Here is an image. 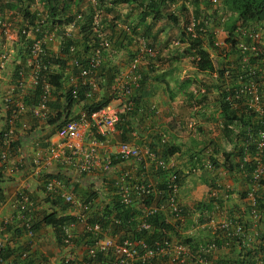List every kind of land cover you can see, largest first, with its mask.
Instances as JSON below:
<instances>
[{"label":"crops","instance_id":"crops-1","mask_svg":"<svg viewBox=\"0 0 264 264\" xmlns=\"http://www.w3.org/2000/svg\"><path fill=\"white\" fill-rule=\"evenodd\" d=\"M91 2L93 3V1ZM191 3L192 14H195V12L199 16L205 14L209 18L218 15V10L212 11L213 8H207L208 3L202 0L197 5L193 2ZM39 7L38 4H35L31 6L30 9H35L38 12L41 11ZM84 8L86 7H81V9ZM211 11L212 13L209 14ZM117 12L119 16L117 17V26L120 27L125 24L137 23L135 19H137L140 8H134L132 5H123L117 8ZM4 16L5 17L1 20L7 23L8 29L0 33V53H5L7 59L5 68L0 74V132L5 129L10 122L12 118L11 110L22 105L24 107V112L12 118L16 135L15 140L21 137L22 140L20 145H18L15 150H12L11 153H14V155L17 154L19 159L21 158V148H26L29 144H33L37 147L38 144L47 142L44 138L51 131V127L45 125V121L49 115L61 111L63 100L60 94L70 86V83H75L76 76L73 75L71 59L66 60L61 69L57 67L51 68L50 73L56 74L59 72L62 74V84L58 89L52 87L51 95L41 116L39 118H34L30 114L31 107H34L33 103H27L31 100L29 97L32 95L34 86L30 84L32 67L29 63L30 56L27 54L28 48L26 44L35 36L33 34H28L25 38L27 41L21 43L18 37V31L25 28V22L17 16L13 17L7 14H4ZM157 29L159 28L155 26L153 31ZM67 34L75 37L76 30L69 27L65 35L67 36ZM39 35L40 38L44 35L50 38L49 41L43 42V47L48 57H57L59 55L58 51L60 46L59 38L54 36L53 32L47 29L40 31ZM138 37L143 38L139 35ZM167 37L168 34L165 31L160 32L155 38L156 40L153 47L156 48L157 45L161 46ZM176 49L180 50L181 48ZM176 49L172 48L171 50H167L166 48L158 51L159 55L165 58L174 54ZM205 49L208 53L210 52L207 47H205ZM129 50L132 53V49L130 48ZM121 55V53H114L108 56L114 65L118 67L119 71H122L126 65ZM188 59L189 58L181 59L176 66V70L172 73L169 71V68H167V65L155 64L153 69L157 68L158 71L156 70L153 76L157 77L158 80L145 84L147 91L145 94L142 93L140 104L136 107L137 111L131 118V124L129 125L131 130L128 129L122 132L119 128L115 127L112 133L104 137V143L109 149L117 142H127L137 146H148L151 141V135L159 133L164 136L166 144L178 149L177 153L165 159V162L169 166V170L175 172L177 175L178 190L176 199L181 208V217L177 221L169 220L168 223L173 224L177 222V234L182 238L194 240L198 245V249L205 243L213 241L212 236L216 237L214 231L219 223L229 220L230 218H238L241 216L240 213L247 207V204L244 197L240 198L239 196L241 193H246L248 186L245 183V175L237 173L236 171L227 172L220 166L223 160L220 152L222 150L226 152L231 150L232 145H229V143H226L222 139V126L220 123L221 120L218 117L215 91L218 90L216 76L214 73H197ZM213 60L216 61L217 64L220 62L215 57ZM212 65L215 70V65ZM141 66L143 67L144 64H141ZM19 71L22 72V80L24 82L22 88L17 87L16 79L19 78L17 76V72ZM183 80H188L190 82V85L186 89L187 91H191L194 88L205 91L207 86H212L215 89L213 90L211 88L208 94L206 93L207 98L204 99L202 103L196 104V102H191L189 98H186V90H180L179 84L183 82ZM100 84L101 82L99 80L97 91L92 93L88 101H97L102 96H105L104 94H107L108 96H112L107 106L115 109L119 113L123 103L122 100L112 94L111 85L104 90ZM202 95L204 94H192L190 97L192 100H200L199 98H201ZM7 100H10L11 104H7ZM81 113V105L73 106L69 113V118L75 119ZM43 149L35 148V151H31L33 154L32 157L38 155ZM106 151L107 150H101V156L104 157ZM215 151L218 152L216 155V160L219 163L218 167H208L209 163L207 161V156ZM10 159L11 160H8L2 165L3 183L1 187L3 189V198L0 201V222L2 219L12 218L13 227L10 228V226H6V230L8 229L10 231H15L14 229L18 227V225H16L18 221L15 219L16 213L14 208H12L13 200L18 190L28 192V197L32 203L30 209L32 225L38 220V216L40 218L43 213L51 212L52 210L56 211L58 215H69V217H76L80 213H83L82 210L68 207L67 205H65V209L63 210L59 207L51 208L50 205L43 200L45 194L43 193L42 178L44 176L51 177V175H55L63 181L66 191L74 195L79 201H86L87 209L84 212L88 220L94 218L102 206L108 205L109 202H111L114 196L113 184L121 178L122 174L128 175V180L131 182H148L155 188L160 186L162 180L157 171H153L152 169L142 170L141 165L134 161L113 163L111 169L106 174L95 170L90 174H77L72 164L64 165L50 161V164H48L49 166L42 165L43 167L39 172V176L32 177L31 162L29 168L24 167L21 169L20 167L22 166L19 160L18 162H14L12 158ZM42 160H44V158H42ZM12 170L17 171L12 173ZM17 172L20 178H18V176L16 177ZM79 189L88 192L92 190L95 192V195L87 200L86 195L82 197L80 195H75L74 190L77 191ZM221 189L223 192L230 191V195L222 197L225 198L222 205L214 202V207L209 214L195 208L198 202L203 201L207 197H212L213 199L221 198V195H219ZM217 192V196L214 197ZM256 194L257 197L260 195L264 198V186L259 187ZM131 198H135L133 194ZM131 206L137 210L136 213L142 211V206L138 204L137 200H133ZM45 209H47V211H44ZM201 216H203V222H200ZM71 220H73V218ZM246 220L248 222V241L246 248H249L253 246L255 234L257 232L259 234L262 231L263 225L252 224L249 217H247ZM14 225L16 226L14 227ZM108 227L109 226H106L104 228L106 233L103 234V237L117 238L118 235L111 234V231L106 229ZM10 231L9 235L11 236L12 232ZM40 231V229L33 231V241L42 238V231ZM68 232L71 235V241L73 243V240L80 238L81 234L85 231L83 225L76 221L72 226L68 227ZM19 236L18 240H16L18 236L15 239L12 238L13 247H20L22 249L24 246L21 241L26 240V238L21 234H19ZM52 240H54L53 237ZM176 242L177 240L171 238V244ZM214 245L215 248L206 256L207 263L201 264H216L217 261L225 257H230L232 260H236L239 257L237 256V248H239L237 245L230 246L229 243H223L221 240ZM82 246L81 244H73V246H71L69 250L72 254V259L79 260L81 258V252H77L76 250L81 249ZM30 249L31 250L27 252L29 253L28 261L34 260L36 264H50L57 261L56 258H52L53 261H50V259L40 261L39 258L42 256H39L36 251L35 242H33V246ZM72 249H74V252ZM191 255L194 256V252H191ZM257 257L258 255L253 257L249 255L245 256L244 259L253 262ZM48 260L49 262H47Z\"/></svg>","mask_w":264,"mask_h":264},{"label":"built area","instance_id":"built-area-1","mask_svg":"<svg viewBox=\"0 0 264 264\" xmlns=\"http://www.w3.org/2000/svg\"><path fill=\"white\" fill-rule=\"evenodd\" d=\"M37 3V0H35ZM215 1L213 0V3ZM98 13L95 12L92 16L94 28L96 29L98 47L91 50L90 56L85 66L79 65L74 59L71 60L72 66L77 71L75 83H70L68 87L76 86V81L80 80V85L86 87L88 92L84 93L85 98L89 99L90 95L97 91L99 80L95 74L101 61V49L108 50L109 42L105 39L103 33L98 29ZM198 22L190 20L185 27V33L189 36L195 35V30L203 32L201 26L198 29ZM8 29L6 22L0 19V33ZM33 29V32H36ZM26 33L25 30L21 34ZM29 33V31H28ZM50 38L44 35L41 38L33 39L28 45L29 63L32 67L30 74V84L32 86L39 85L40 93L37 97V102L34 107H31L30 114L34 118H39L42 111L45 109L47 101L51 95L52 87L45 82L40 72L50 73V69L54 68L53 64L46 59V52L43 48V42L49 41ZM212 46L215 47L217 55L221 59L219 68V76H216L218 83V91L222 93L223 102L229 109H238L242 106L252 118L261 122V129L257 133L256 151L252 160L256 165L250 174L249 186L247 187L244 199L249 208V218L252 224H257L258 214L255 209V199L257 198V190L259 189V181L264 172V163L259 162L260 152L264 149V21L248 22L243 24L238 18L234 20L231 27L228 29H218L213 32ZM73 48H69L72 52ZM156 52L153 48L147 46L143 38L135 37L133 39V54L128 61L124 70L120 71L114 78L111 84L112 94L122 100L121 110L119 113L130 110L131 102L128 100L133 90L137 87L139 75L137 68L145 60L155 58ZM212 58V55L209 56ZM6 54L0 53V74L5 68ZM17 87L22 88L24 82L22 80V72H17ZM67 88V89H68ZM194 95L203 94V90L195 89L192 91ZM74 97V91L71 92ZM11 104L10 100L6 101ZM22 105L11 110V117L14 118L24 112ZM119 113L105 106L99 111L86 116L82 112L77 118L70 119L63 123L59 129L55 131L52 139L47 141L43 151L32 157L31 176H39L42 165L50 164V161L60 164H72L74 171L77 174H90L92 171L107 173L113 163L134 161L141 165L142 170L152 169L160 171L164 174V180L161 181L162 190L155 188L151 183L146 182H131L128 180V175L122 174L121 178L113 184V195L119 199V202L126 206L132 205L133 200L141 201L147 199L150 201L148 206H142V211L136 218V230H148L144 218L154 213H161L166 222L169 220L177 221L181 217V208L177 203V175L169 170V166L158 157H155L148 151L146 146H137L127 142H117L109 149L104 143V137L115 130L119 122ZM12 118L7 127L0 132V164L1 166L7 160L8 153L12 152L11 145L15 142L16 135L13 126ZM85 143H82V140ZM161 143L164 142V136H160ZM101 150L106 151L105 156H101ZM100 156V157H99ZM44 158V160H42ZM101 158V159H100ZM250 158L244 157L243 161L247 162ZM49 166V165H48ZM208 167H211L210 164ZM30 175V174H29ZM43 193L51 199H59L62 204L68 207L77 208L83 211L76 217H72L62 228L63 247L70 249L73 246L71 235L68 232V227L72 226L76 221L83 225L86 232L92 235H100L102 228L97 221L88 223V217L85 215L87 204L84 201H79L74 195L66 191L63 181L56 177L47 176L42 181ZM156 186V185H155ZM136 198H131V195ZM161 198V199H160ZM32 203L28 197L27 191L18 190L13 200L12 208H14L18 221L14 230L18 231L26 238V247L24 251H14L13 244L7 242L10 237L6 231V226L12 228L13 219L5 218L0 222V264H28V254L33 246V228L31 224L30 209ZM69 216V215H67ZM116 224V221L114 220ZM232 220H226L217 225L216 229L222 230L225 233V238H230L237 235H242L243 230L240 225H236ZM14 225V227L16 226ZM107 229V228H106ZM230 230V231H228ZM13 235V234H12ZM18 236V237H17ZM13 236V239H19V235ZM21 241L22 244L24 241ZM245 242L248 237H244ZM20 242V241H19ZM223 243H227L226 240ZM153 249L147 248L141 241L131 242L128 239H122L121 242L117 238L102 237L94 240L90 247L87 248V257L92 258L95 253L110 252L114 256V264H136V262H144L155 256L168 255L169 261L175 264H184L190 261L193 264L207 263L206 256L215 248L213 242L205 243L199 247L194 256L191 255L187 246L177 243H162V246L155 243ZM8 248L12 253L3 258L2 252ZM71 255L61 257L55 264H72ZM77 264H90L88 261H79ZM253 264H264V253L257 257Z\"/></svg>","mask_w":264,"mask_h":264},{"label":"trees","instance_id":"trees-1","mask_svg":"<svg viewBox=\"0 0 264 264\" xmlns=\"http://www.w3.org/2000/svg\"><path fill=\"white\" fill-rule=\"evenodd\" d=\"M181 1V0H179ZM183 1V0H182ZM197 0H193L195 3ZM41 6V11L37 12L35 9L31 10L30 7L33 6L35 0H0V19L4 14H9L13 17H19L23 22H25V29L37 28V30L42 31L47 29L53 32L54 36L58 37L60 40L59 46V55L57 57L51 56L46 57L49 63L53 64L57 68H63L66 60L74 59L79 65L85 66L87 60L90 56L91 50L98 47V39L96 35V29L94 28L92 16L94 11H99L101 13V29L99 31L102 33L105 32L104 37L109 42L110 48L108 50L101 49V61L96 71V78L100 80L101 86L106 90L110 86L120 72L118 67L110 60V57L114 53H121L126 56L127 59L131 57V51L129 50L132 46L133 36L139 35L146 40V43L149 46L155 44V38L157 35L163 31L162 28L153 31L156 23L163 17H165L172 25L177 26L178 20L170 14H164V8H167L168 5L174 4L175 0H93L94 4L90 3V0H37ZM221 5L224 9L229 12L230 18H238L243 24L248 22H262L264 21V0H220ZM134 6V8H140V12L137 15V23H132L124 27L127 28L128 32L123 30L122 27L117 26L118 22V12L117 8L120 6ZM84 6L86 8L81 9ZM195 7V6H194ZM197 8V7H196ZM81 9V10H80ZM178 11L183 13L185 8L183 3L178 6ZM195 19H197L198 14L195 12ZM135 22V21H134ZM229 23V22H228ZM227 23V24H228ZM72 25L76 30V36L72 37L69 34L65 35V29L67 26ZM200 24L195 28L198 29ZM202 26V24H201ZM183 28V27H182ZM230 27H227V29ZM183 29L180 28V33L178 37V43L183 46L180 50L176 49L174 54L170 57L162 58L160 55L156 56L153 60H147L144 66L137 68V73L139 75V80L137 87L133 90L130 98L128 100L131 102L132 107L130 110L123 113H119V122L117 128L122 132L130 129L131 118L134 113L137 111V105L140 104V97L142 93L145 94L147 88H145L146 83L151 81H157L158 78L154 77L153 74L157 68L153 69L155 64L158 65H167L169 71L172 73L176 70V66L181 59L189 58L188 61L195 68L197 73H207L212 74L216 73L214 67L208 58L207 52L204 50L203 46L208 44L210 46V38H204V35L195 30V35L189 36L185 34ZM34 35V34H33ZM36 37H39V34H35ZM18 37L20 42L25 43L27 40L24 34H20L18 31ZM28 43L26 44V47ZM73 47L72 52H69V48ZM179 50V51H178ZM21 58V56H20ZM77 69L73 66V75L77 77ZM119 71V72H118ZM158 71V70H157ZM163 73V72H161ZM40 75L44 78L45 82L49 85L59 88L62 84V74L59 72L46 74L40 72ZM188 80H183L180 82V90L185 91L190 82ZM207 89L204 91V95L199 98L200 100H192L191 92L187 91L186 98L191 100V102H196V104L202 103L204 99L207 98L208 91L212 86H207ZM74 91V97L71 92ZM216 91V101H217V110L218 117L221 120L222 126V139L229 145H232L231 150L220 152L222 156V163L220 166L227 171L232 172L236 171L242 175H245V183L249 186L250 174L254 169V166L257 162L252 160L256 151V138L257 133L261 129V122L252 118L251 115L247 114L245 109L242 106H239L238 109L231 110L223 102V96L220 91ZM88 92L86 87L80 85V80L76 81V86L73 88L66 89L62 95L63 106L60 112L49 115L45 121V125L51 127V131L45 136L44 139L49 140L57 129L61 127L63 123L70 120L69 113L73 106L81 105V111L89 116L100 109L104 108L111 101L112 96H102L97 101L91 100L88 101L85 98L84 93ZM40 93L39 85L35 86L32 95H30V102L33 103V106L37 102V97ZM184 93V92H183ZM207 93V94H206ZM92 95V94H91ZM91 95L89 97H91ZM139 109V108H138ZM263 119H264V107H263ZM131 130V129H130ZM161 134L154 133L151 135V141L146 148L151 152L155 157H158L162 160H165L177 153L178 149L169 146L168 144L161 143L160 141ZM22 137L15 140L11 145V150H15L20 142ZM122 141V140H121ZM218 152H212L207 156L208 163L216 168L218 167V162L216 160V155ZM249 157L250 159L247 162L243 161L244 157ZM259 162L264 163V149L260 152ZM160 179L164 180V174L158 171ZM264 172L261 180L259 181V187L264 186ZM161 180V181H162ZM3 183V173L2 166L0 164V201L3 198V189L1 187ZM178 183V179H177ZM158 189H164L162 184ZM219 189V188H216ZM245 193V192H244ZM244 193L240 194V198L244 197ZM218 192L214 197H216ZM86 195L87 200L95 195V192L90 190V192H82V196ZM221 198L207 197L203 201H200L196 204L195 208L197 210L203 211L206 214L210 213L214 207V202H217L219 205H222L225 197L230 195V191L223 192L221 189L220 194ZM161 199V198H160ZM43 200L50 205L51 208H60L61 210L65 209V205L59 199H51L49 197H43ZM42 200V201H43ZM86 204V201L83 202ZM141 206H148L150 201L147 199H141L139 202ZM255 209L258 214L257 224H262L263 229L258 234H255L253 246L246 248L247 242H245L244 237L247 236V227L248 222L246 220L249 217V208L248 206L242 210L240 213L241 216L238 218H230L233 223L240 225L243 234L233 236L230 238H225V233L222 230L216 229L214 235L212 236V242L216 244L220 240H224L227 243L232 245H237L239 248L238 255L236 260H232L230 257H225L216 262V264H253V262L248 261L245 256L251 255V257L258 255V257L264 253V198L259 195L255 199ZM51 210V209H50ZM132 206H124L119 202V199L113 196L111 202L108 205H104L99 209L97 215L90 219L88 223L97 221L103 229L106 226H109L111 234L118 235L117 239L121 242L122 239H128L131 242L141 241L147 248L153 249L155 243L162 246V243H171V238L177 240V244H182L187 246L189 252H194L197 250V243L192 239L182 238L177 234L176 226L177 222L170 224L165 222V219L161 213H154L148 215L144 218L146 225H148V230L138 229L136 230V218L140 212L136 213ZM246 217V218H245ZM72 218L66 215H58L54 210L51 212H46L41 215V217L32 225L33 230H38L41 227H47L51 230L54 242L57 246L63 247V234L62 228ZM203 222V216L200 217ZM206 219V218H204ZM116 221V224L114 223ZM232 223V224H233ZM8 233L10 230H6ZM230 231V230H228ZM16 237L20 233L16 231H10ZM101 238L100 235H92L90 232H84L81 234L80 238L74 239L73 244L83 245L86 247V252L84 250V255H82L83 261H88L90 264H114V256L110 252L106 253H95L92 258L87 257V248L90 247V244L97 239ZM20 247L14 248V251L20 250ZM12 252L5 248L2 252V257H8ZM170 257L166 254L164 256H155L154 258L148 259L144 262H136V264H171L169 261ZM28 264H36L34 260H30ZM135 264V262H134ZM184 264H193L190 261H186Z\"/></svg>","mask_w":264,"mask_h":264},{"label":"rangeland","instance_id":"rangeland-1","mask_svg":"<svg viewBox=\"0 0 264 264\" xmlns=\"http://www.w3.org/2000/svg\"><path fill=\"white\" fill-rule=\"evenodd\" d=\"M192 1L193 0H183V1L182 0L181 1L175 0L174 4L168 5L167 8H164L165 9L164 10V14L165 15L166 14H170L171 16L176 17L175 19L178 20V25L177 26L172 25L171 22H169L165 17L161 18L156 23L155 26H157L158 28H162L163 31H165L168 34V37L163 42V44H161V46H159V45L156 46V48L158 50H164L166 48H167V50H171L172 48L176 49V48H182L183 47V46H181L178 43V37H179V33H180V28L182 29V27H184V25L187 24V22L189 21V18H191V16L196 17V16H194L191 13V6L190 5L192 4L191 3ZM202 1L207 2V0H202ZM200 2H201V0H197L194 4L197 5ZM182 3H183V6H184V8L186 10L183 13L178 11V6L180 4H182ZM219 7H217V10H219V15L218 16L220 17V20L223 19V21H225V18H226L227 15L225 13L220 12V8ZM214 22H215V19H214ZM164 47H166V48H164ZM121 56H122V58H124L123 59L124 60V64L128 63L129 59H127L124 54H122ZM82 143L83 144L85 143L84 139L82 140ZM43 146H44V143H40V144H38L37 147L34 146L33 144H29L28 147L21 148V150H20L21 158H19V159H18V155L17 154L14 155V153L12 154L10 152L11 155L8 153V157H7V160L5 161V163L8 160H11L10 158H12L14 160V162H18V160H19V163L22 166V167H20L21 169H23L24 167L29 168L30 167V162H31V159H32V156H33L31 151H35L34 150L35 148L43 149L44 148ZM0 150H1V144H0ZM16 171L17 170H12V173H14ZM17 176H18V178H20L18 172L16 174V177ZM51 176H55V175H51ZM27 180H29V179H27ZM84 191L88 192L86 190L79 189L77 191L74 190V193H75V195H77V196L80 195L82 197V192H84ZM44 211H47V209H45ZM37 219H39V216L37 217ZM40 230L42 231V234H41L42 238H38V240L34 241L35 242L36 251L38 252L39 256H42L41 258H39L40 261H44V260H47V259H50V261L51 260L53 261L52 258H56L57 261H58L63 256L72 255L70 253L69 249H64V247L61 248V247H59V246H57L55 244L54 240H52L53 235H52V232H51V230L49 228L41 227ZM13 236L14 235H11L10 237H8L7 238V242L9 241V242H11L13 244V241H12ZM26 242H27V240L23 242V246L24 247L21 249V251L25 250ZM72 251L74 252V249H72ZM76 251L77 252H81V257H82V255H84V249L82 247H81V249H77ZM47 262H49V260ZM55 263H50V264H55ZM171 264H175V263L171 262Z\"/></svg>","mask_w":264,"mask_h":264},{"label":"clouds","instance_id":"clouds-1","mask_svg":"<svg viewBox=\"0 0 264 264\" xmlns=\"http://www.w3.org/2000/svg\"><path fill=\"white\" fill-rule=\"evenodd\" d=\"M91 1H93V0H90V3L93 5L94 4V2L92 3ZM215 2L213 3V0H207V2L206 3H208V7L207 8H213L212 9V11H214V10H217V7H219L220 8V12H222V13H225L227 16H226V18H225V21H223V19H221L220 20V17L218 16L219 15V10H218V15H216V17L214 16L213 18H209L208 16H206L205 14H203L202 16H199L198 15V18L197 19H195L193 16H191V18H189V21L187 22V24L190 22V20H194L195 22H198V24H200V26H201V24H202V29H203V32L201 33V34H203L204 35V38H210V41H211V43H210V46H208V44H205L204 46H203V48H204V50L207 52V50L205 49V47H207L209 50H210V54L207 52V54H208V58H209V56L210 55H212V58H209V60H210V62L212 63V64H214L215 65V67H216V69L214 70V71H216V73L217 74H215V76H219V68H220V65H221V59L219 58V56L217 55V51L215 50V47H213L212 46V38H213V32L214 31H216V30H218V29H227V27H231V25H232V22H234V20L236 19V18H231L230 19V15H229V12H227L225 9H224V7L221 5V2H220V0H214ZM35 4H38L39 5V3L37 2V3H35ZM34 4V5H35ZM40 6V5H39ZM39 8H41V6L39 7ZM212 11L209 13V14H211L212 13ZM38 12H40V11H38ZM95 12H97L98 13V15H99V17H98V29H101V18H100V16H101V13L99 12V11H94V13ZM8 16H11V15H9V14H7ZM194 15V14H193ZM3 17H5V16H3ZM2 17V18H3ZM1 18V19H2ZM214 19H215V22H214ZM221 21V22H220ZM229 22V23H228ZM228 23V24H227ZM187 24L186 25H184V27L182 28L183 30V32L185 33V27L187 26ZM125 25H123V26H120V27H122L123 28V30H125V31H127L128 32V30H127V28L126 27H124ZM69 27H71V28H73V26L72 25H69V26H67L66 27V29H65V33H67V28H69ZM33 29H36L37 30V28H30V29H25V28H23L22 30H25V32L26 33H24V35L25 36H27L28 34H34V38L33 39H36V38H40V36L39 37H36V33L37 34H39V30H37L36 32H33ZM22 30H20V34H21V31ZM28 31H29V33H28ZM102 33H103V35H105L104 33L105 32H103L102 31ZM186 34V33H185ZM135 37H138V35H136V36H133V38H132V47H131V49H132V53H131V56H132V54H133V39L135 38ZM33 39H31L30 41H29V43H28V45L30 44V42L33 40ZM146 41V40H145ZM43 46V45H42ZM147 46H149L148 44H147ZM149 47H151V48H153L154 50H155V52H156V56H158L159 55V51H158V49L157 48H154L153 46H149ZM27 48H28V46H27ZM44 48V47H43ZM73 48V47H72ZM74 49V48H73ZM28 50V49H27ZM45 52H46V50H45ZM27 54H29V52L27 51ZM156 56H155V58H156ZM46 57H48V55H47V52H46ZM216 58L218 61H220L219 62V64H217V62L216 61H214L213 60V58ZM49 58V57H48ZM131 58V57H130ZM130 58H129V60H130ZM155 58H153V59H155ZM153 59H151V60H153ZM146 61L147 60H145L144 62H141V64H145L146 63ZM127 64V63H126ZM141 64L138 66V68L141 66ZM126 67V65L124 66V68ZM214 67V66H213ZM195 89H199V88H194L193 90H195ZM193 90H191L190 92H191V95L193 94L192 93V91ZM203 94H204V91H203ZM194 95V94H193ZM246 113H247V111H246ZM248 114V113H247ZM250 115V114H249ZM252 116V115H251ZM54 136V135H53ZM52 136V137H53ZM52 137L50 138V139H52ZM49 139V140H50ZM49 140H47V141H49ZM47 143V142H46ZM46 143H44V147L46 146ZM211 166V165H210ZM46 176H44L42 179H44ZM51 177H53V176H51ZM139 202H140V200L138 201V204H139ZM140 205V204H139ZM131 206V205H130ZM166 222V221H165ZM107 229H109V228H107ZM104 233H106L105 232V229H104V231H102V233H101V237H102V235L104 234ZM62 248V247H61ZM84 250H85V252H86V247H84L83 248ZM82 260V257L79 259V260H75L74 258H73V260L71 261V263L72 264H77L79 261H81Z\"/></svg>","mask_w":264,"mask_h":264}]
</instances>
